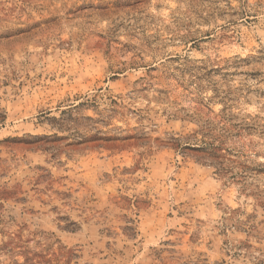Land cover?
Returning <instances> with one entry per match:
<instances>
[{
  "label": "rangeland",
  "instance_id": "374dc122",
  "mask_svg": "<svg viewBox=\"0 0 264 264\" xmlns=\"http://www.w3.org/2000/svg\"><path fill=\"white\" fill-rule=\"evenodd\" d=\"M0 264H264V0H0Z\"/></svg>",
  "mask_w": 264,
  "mask_h": 264
}]
</instances>
